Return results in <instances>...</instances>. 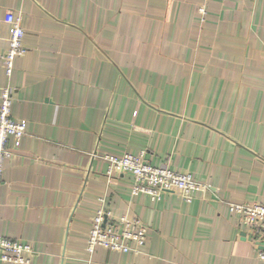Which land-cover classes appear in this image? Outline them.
<instances>
[{
  "label": "crops",
  "instance_id": "crops-1",
  "mask_svg": "<svg viewBox=\"0 0 264 264\" xmlns=\"http://www.w3.org/2000/svg\"><path fill=\"white\" fill-rule=\"evenodd\" d=\"M200 3L0 0V95L10 86L27 121L3 165L0 236L30 245L26 264H260L262 234L226 203L264 205V0H211L203 19ZM9 11L25 52L8 77ZM125 153L206 189L132 195L100 157ZM101 198L147 226L140 253L87 250Z\"/></svg>",
  "mask_w": 264,
  "mask_h": 264
},
{
  "label": "built area",
  "instance_id": "built-area-1",
  "mask_svg": "<svg viewBox=\"0 0 264 264\" xmlns=\"http://www.w3.org/2000/svg\"><path fill=\"white\" fill-rule=\"evenodd\" d=\"M211 0H201L198 12L203 19L206 4ZM223 1V0H218ZM9 25L8 45L2 54V64L9 77L13 71L14 60L25 52L23 38L25 29L20 17L11 11L5 15ZM13 89L5 86L0 95V185L2 181L4 161L11 157L18 148L20 140L26 132V119H16L11 115ZM9 138L13 145H9ZM107 163L106 173L112 178L114 172L132 175L131 194L144 193L152 199H160L162 193L177 191L185 202L193 199L195 192L203 191L206 185L194 179L190 173L169 169L166 166H153L143 153H125L121 156H100ZM230 212L238 217V222L249 227L254 233L260 232L262 238L258 243L257 258L264 264V205L253 203H226ZM147 226L139 217L121 215L112 217L105 207L103 198L92 218L88 232L87 250L92 252L96 246L123 253L138 254L145 244ZM32 249L29 244L0 236V261L13 264H26Z\"/></svg>",
  "mask_w": 264,
  "mask_h": 264
}]
</instances>
